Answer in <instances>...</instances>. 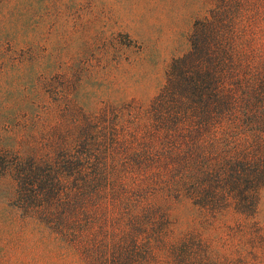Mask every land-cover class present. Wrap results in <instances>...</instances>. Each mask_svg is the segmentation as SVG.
Here are the masks:
<instances>
[{
    "label": "trees",
    "instance_id": "1",
    "mask_svg": "<svg viewBox=\"0 0 264 264\" xmlns=\"http://www.w3.org/2000/svg\"><path fill=\"white\" fill-rule=\"evenodd\" d=\"M219 2L193 20L146 103L69 107L57 152L0 151L28 216L61 230L67 205L69 248L84 264H154L167 217L186 202L210 216L253 210L264 185V11Z\"/></svg>",
    "mask_w": 264,
    "mask_h": 264
},
{
    "label": "rangeland",
    "instance_id": "2",
    "mask_svg": "<svg viewBox=\"0 0 264 264\" xmlns=\"http://www.w3.org/2000/svg\"><path fill=\"white\" fill-rule=\"evenodd\" d=\"M220 1L264 11V0ZM219 3L0 0V151L57 152L69 140V107L83 115L105 102L146 103L187 49L193 20ZM11 184L0 174V264H84L69 248L67 205L56 230L18 206ZM167 223L154 264H264V185L250 213L210 216L186 202Z\"/></svg>",
    "mask_w": 264,
    "mask_h": 264
}]
</instances>
